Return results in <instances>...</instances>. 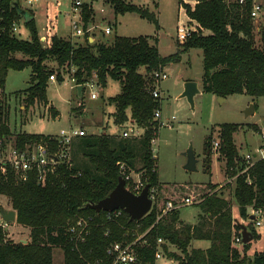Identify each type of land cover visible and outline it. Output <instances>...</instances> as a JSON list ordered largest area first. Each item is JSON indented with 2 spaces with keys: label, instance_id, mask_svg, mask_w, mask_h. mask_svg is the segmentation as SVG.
I'll use <instances>...</instances> for the list:
<instances>
[{
  "label": "trees",
  "instance_id": "1",
  "mask_svg": "<svg viewBox=\"0 0 264 264\" xmlns=\"http://www.w3.org/2000/svg\"><path fill=\"white\" fill-rule=\"evenodd\" d=\"M109 1L116 14L136 13L158 26L155 13L147 8L126 0ZM184 6L186 14L196 23V30L180 45V50L162 56L156 37L142 35H116L112 43L104 44L89 42L87 37L79 42L51 34L42 43L33 18L24 22L29 38H20L10 31L12 22L22 18L18 0H0V27L3 28L0 31V92L9 70L30 69L29 85L19 96L26 107L36 102L48 104L46 90L51 74H55L59 83L65 76L73 77L75 85L83 89L92 80L104 86L110 78L121 84L120 92L109 97L114 105L115 122L119 125L130 122L133 128L143 130L137 141L127 137L117 139L104 130L73 138L71 165H59L57 176L51 175L44 184L33 176L19 182L10 173L1 174L0 195L9 199L15 221L28 229V238L26 243L14 241L0 227V264H54L55 246L63 251V264H94L96 260L107 263L108 246L115 242H133L137 238L133 229L141 233L133 244L138 256L134 264H154L157 238L163 240L160 244L163 254L177 264H264V229L259 233L251 225L248 211L249 208L264 211V157L257 158L241 172L247 163L236 148L234 133L239 126L236 123L220 125L217 150L229 176L234 177L232 198L238 218L248 220L245 226L253 240L261 239L260 251L246 255L252 240L241 243V249L233 244L232 238L240 233L241 222L233 215L230 201L216 190L209 192L200 188L202 194L197 204L200 213L194 224L182 223L177 208L163 213L166 199L154 202L139 220H129L122 209L119 213L96 212L87 206L107 196L115 187L121 176L120 163L137 173L133 167L138 154L142 161L138 170L140 180L149 188H162L151 148V139L159 126L153 113L160 109L162 100L152 95L156 86L152 74L179 61L182 53L196 49L202 54L203 91L220 97L237 93L252 99L264 96V7L262 19L255 25L250 16V0L244 5L235 0H201L194 6ZM91 12L84 6L85 23L91 19ZM2 107L6 108L0 100V135H10ZM50 108L56 117L57 110ZM81 108L80 99L75 110ZM15 137L20 147L24 142L37 140L47 141L53 147L56 144L47 134L23 132ZM211 142L208 136L204 144L208 154ZM208 156L205 171L210 166ZM78 170L80 175L72 174ZM130 184L126 182L131 191ZM157 194L158 191L156 197ZM78 218L88 222L82 235L73 242L70 227ZM196 240L207 241L208 245L194 246Z\"/></svg>",
  "mask_w": 264,
  "mask_h": 264
},
{
  "label": "rangeland",
  "instance_id": "2",
  "mask_svg": "<svg viewBox=\"0 0 264 264\" xmlns=\"http://www.w3.org/2000/svg\"><path fill=\"white\" fill-rule=\"evenodd\" d=\"M140 7L147 8L155 13L158 26L136 13L127 12L116 14L111 2L106 0H96L92 8V23L98 27L92 32L96 43H112L116 35L122 36H147L156 37L160 55L166 56L180 50L183 42L176 40V25L178 20L186 21V15L180 7V0H126ZM230 1V0H228ZM264 5V0H259ZM19 6H27L23 0H19ZM60 5L61 14L58 21L53 25L56 34L67 36L70 32L68 21L62 14L66 8L63 1ZM103 7V10H100ZM34 14V24L38 31L43 32L48 26L47 12L51 13V7L46 0H40L30 8ZM262 14V12H261ZM260 14V15H261ZM253 19L255 25L262 19L261 16ZM191 23H194L191 22ZM18 36L27 39L30 36L28 27L25 26L23 18L18 20ZM111 27V33L105 34L104 27ZM81 38L75 41L84 42ZM152 41V40H151ZM167 77L156 83V88L160 90L162 100L160 112L161 118L158 119L159 126L154 134V143L151 144L152 153L156 160V171L158 181L162 183V188L158 191L157 200L166 199L173 203H182L186 196L193 197L190 205L178 207L179 220L182 223H196L200 210L197 206L200 201V188L205 191L221 192L231 205L235 204L232 198L234 177H230L226 171L225 162L220 157L214 140L217 141V130L223 123H236L238 130L234 134L236 148L240 152L251 153L255 146L264 148V141L261 134L264 133V96L251 98L244 93L230 94L224 101L218 100V96L213 93L201 91L194 97V108H192L185 97H179L183 90V84L187 80L202 82L203 64L202 54L199 50H188L181 54L180 60L165 66ZM30 69L9 70L6 76L3 92H0L1 103L6 108L7 124L12 136L17 133H37L56 135L61 129L69 127L82 128L86 135L95 134L99 129L108 135H113L117 139L122 138L121 133L125 129L132 127L130 122L119 125L114 119V105L109 101V97L115 96L120 92L121 84L118 81L107 78L106 84L101 86L92 83L84 85L81 98L78 97L76 89L71 87L68 77H64L62 82L49 81L46 96L50 106L36 102L28 107L19 98L20 91L29 85ZM92 79H96L93 77ZM93 82L95 80H92ZM90 81V82H92ZM88 82V83H90ZM96 82V81H95ZM19 91V92H18ZM96 93L95 98L90 97V92ZM82 100L81 110H75L79 100ZM254 104V112L248 116L244 115L245 108ZM57 109V117L53 116L51 110ZM4 117V115H2ZM165 122L162 125L160 122ZM130 126V127H129ZM133 128V127H132ZM135 132L127 137L137 141L143 134V130L134 128ZM210 136L211 153L205 151V140ZM191 146L198 159L196 170L191 171L184 168L186 156L184 152ZM215 148V149H214ZM245 153V154H246ZM208 156L209 168L205 171L204 161ZM142 167L140 155H136L133 170L138 173ZM140 174V173H138ZM137 174V178L139 175ZM135 177V176H134ZM156 200V201H157ZM0 205L3 209L11 210L9 199L0 195ZM254 208H249V213ZM233 211V210H232ZM235 214L238 217L237 210ZM259 218L264 220V211L259 213ZM0 217V221H1ZM238 221L247 224L248 220L238 218ZM190 223V224H194ZM253 226V221L250 222ZM250 225V224H249ZM1 227V226H0ZM254 227V226H253ZM255 228V227H254ZM4 235L14 241L28 238V229L16 223L8 222V226L2 228ZM259 233L263 232L264 227H256ZM136 236H140L138 230L133 229ZM199 241H194V246H200ZM261 239L251 241L246 255L251 256L254 252L262 249ZM241 249V244L237 245ZM170 248H174L170 245ZM175 249V248H174ZM177 250V249H176ZM163 258L169 259L163 254ZM159 259L155 264H169L165 259ZM173 259V258H171ZM53 263L63 264V251L60 247H53Z\"/></svg>",
  "mask_w": 264,
  "mask_h": 264
},
{
  "label": "built area",
  "instance_id": "3",
  "mask_svg": "<svg viewBox=\"0 0 264 264\" xmlns=\"http://www.w3.org/2000/svg\"><path fill=\"white\" fill-rule=\"evenodd\" d=\"M24 4L27 6H23L22 9L29 10L30 8L37 4L40 0H23ZM63 1L66 3V8L63 9L62 14L65 15L68 21V26L70 28V32L66 37H70L72 40L75 38L84 37H93V31L98 27L97 24L92 23V12H91V19L88 20L87 23L83 20V9L86 6L87 9L92 11L94 0H49V5L51 7L52 15L47 14L45 18L48 17V23L46 30L42 33L38 32L39 40L42 43H46L49 40L51 34H56V31L53 27L54 24L57 23L58 17L61 14L60 5H63ZM110 2L109 0H106ZM201 0H180V7L183 9L186 15V21L178 20L176 25V40L178 42H184L193 31L196 30V23H191L193 20L186 14L185 6H194L195 3ZM238 4L244 5L246 4L247 0H235ZM251 1V9H250V16L252 19L257 18L262 10L264 5L259 0H250ZM19 3V0H18ZM48 4V0H46ZM100 10H103V7H100ZM31 12V11H30ZM18 21L12 22L10 26V31L14 35L18 36ZM3 28L0 27V31ZM104 33L110 34L111 27L105 26ZM43 31V30H42ZM57 35V34H56ZM19 37V36H18ZM80 40V39H79ZM154 81L157 83L167 77V73L165 71V67L162 69L155 70L152 74ZM68 80L71 83V87L74 89L77 85H75V81L73 77H68ZM49 81H56L55 74L49 75ZM92 83L98 84L95 81L86 83L89 84L91 87L93 86ZM160 90L156 88V86L152 90V95L155 98L160 97ZM90 97L95 98L96 93L94 91L90 92ZM155 119L161 118L160 109H156L153 113ZM160 124L163 122L161 120ZM132 132H135V129L130 127L129 129H125L122 131V137H129ZM85 135V131L82 128L78 127H69L67 129H61L60 132L56 135L49 136V138L54 139L56 142L55 147L51 146L47 141H28L24 142L23 146L20 147L17 144L16 137L10 135H0V175L12 174L13 177L19 182L27 181L31 176L35 177L36 180L41 183H46L48 178L51 175L57 176V170L59 165H65L69 167L71 165V154H70V143L73 138L80 137ZM261 139L264 141V133L261 134ZM214 146L218 147V142L213 141ZM154 143V138L151 139V144ZM152 148V147H151ZM215 149V148H214ZM153 150V148H152ZM153 154V153H152ZM247 165L241 172L246 171L249 166L252 165L253 161L257 158L264 157V148L259 146L255 149L254 152L246 153L241 155ZM153 157L154 154H153ZM119 168L121 170V176L125 179V182L130 181L131 191L134 193H139L142 188L144 187L143 182L139 178H137L138 173H134L132 170H129L128 167L122 162L119 164ZM73 175H80L81 171H76L72 173ZM139 175V174H138ZM135 176V177H134ZM156 190L153 188H149V195L152 199V205L156 202L157 197L155 195ZM193 203L192 196H186L183 198L182 203H173L172 201H167L163 210V213L167 211H171L172 209L178 208L181 205H190ZM119 209L114 210V212H118ZM256 211L252 210L251 215H254V218L251 219L253 221V226L264 227V220L259 218V213L262 211L261 209H256ZM112 212V211H111ZM160 216V215H159ZM157 216V218H159ZM88 220L83 218H78L77 221L73 226L70 227V231L72 233L73 242L76 241L80 235H82V231L84 227L87 225ZM0 226L5 228L8 226V222L1 219ZM141 237L138 236L133 242L123 244L121 242H115L108 246L106 253L109 256V261L107 263H101L100 261L96 260L94 264H134L138 261V256L136 251L133 249V244L137 239ZM81 240L83 238L81 237ZM161 238H157L156 240V250L154 253V264L157 260L163 258V252L160 248V244L162 243ZM232 242L234 245H239L242 243V237L239 233L238 235H234L232 238ZM169 264H177V261L174 259H166Z\"/></svg>",
  "mask_w": 264,
  "mask_h": 264
},
{
  "label": "water",
  "instance_id": "4",
  "mask_svg": "<svg viewBox=\"0 0 264 264\" xmlns=\"http://www.w3.org/2000/svg\"><path fill=\"white\" fill-rule=\"evenodd\" d=\"M17 6V5H16ZM19 12L25 23L29 22L32 18L31 13L27 10L18 8ZM76 92L79 98L82 96L83 87L81 85L76 86ZM201 89L194 80H187L183 84V90L179 97H185L190 106L194 108V97L199 94ZM218 100L224 101V97L218 96ZM254 104L250 103L244 110V115L248 116L253 114ZM100 130V129H99ZM186 156V163L184 168L187 170H196V163L198 162L191 146L184 152ZM87 206L94 209L96 212L107 211L111 212L116 209H122L129 217V220H139L146 215L152 207V199L149 195V185L145 184L139 193H134L126 187L125 179L119 176L115 187L109 192L107 196L98 200L95 203H87ZM0 217L7 222L15 221V211L6 210L0 208ZM254 215H250L249 219H253ZM240 234L242 237V243H247L252 240L251 232L247 229L245 224L240 223ZM21 242L26 243V240ZM144 264L143 262H141Z\"/></svg>",
  "mask_w": 264,
  "mask_h": 264
},
{
  "label": "crops",
  "instance_id": "5",
  "mask_svg": "<svg viewBox=\"0 0 264 264\" xmlns=\"http://www.w3.org/2000/svg\"><path fill=\"white\" fill-rule=\"evenodd\" d=\"M94 1H96V0H94ZM31 13H32V18L34 19V14H33V12L31 11ZM92 20H93V17H92ZM39 33H42L43 31H38ZM157 39V38H156ZM73 41H75V40H73ZM88 41L89 42H92V43H96V41H95V39H94V37H89V39H88ZM99 43V42H98ZM101 43H103V42H101ZM104 44H108V43H104ZM157 45H158V42L156 43ZM158 47V46H157ZM197 82V81H196ZM197 84H198V86H199V88L201 89V91H202V83L200 82H197ZM50 102L47 104V106L49 107L50 106ZM57 110V109H56ZM58 111V110H57ZM57 117V116H56ZM130 127V126H129ZM235 134V133H234ZM235 139V138H234ZM213 141V140H212ZM215 141V140H214ZM261 146V145H260ZM264 146V145H263ZM258 146H255L254 147V149H253V151L252 152H254L255 151V149L257 148ZM239 152V151H238ZM208 153V152H207ZM246 153V151L244 152V153H242V152H240V154L241 155H244ZM205 162V161H204ZM205 164V163H204ZM232 210H233V215L235 216V217H237V215L235 214V211H236V204H234L233 206H232ZM251 215V214H250ZM238 218V217H237ZM188 223H194V222H188ZM20 241H22V240H26V242H27V239H19ZM196 241H201L200 242V246L199 247H205L206 245H208V242L207 241H203V240H196ZM199 242H197V243H199ZM197 246V245H196Z\"/></svg>",
  "mask_w": 264,
  "mask_h": 264
}]
</instances>
